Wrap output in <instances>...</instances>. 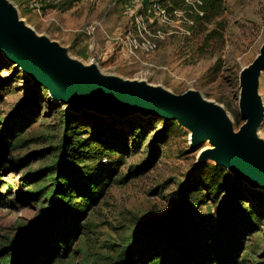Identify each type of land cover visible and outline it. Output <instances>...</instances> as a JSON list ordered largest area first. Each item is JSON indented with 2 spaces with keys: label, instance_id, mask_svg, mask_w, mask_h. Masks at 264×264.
Instances as JSON below:
<instances>
[{
  "label": "rangeland",
  "instance_id": "374dc122",
  "mask_svg": "<svg viewBox=\"0 0 264 264\" xmlns=\"http://www.w3.org/2000/svg\"><path fill=\"white\" fill-rule=\"evenodd\" d=\"M7 1L69 56L174 94L196 90L234 130L243 122L238 74L264 41V0H222L207 24L185 21L180 9L153 16L145 0L136 19L123 13L125 0ZM258 82L264 105V66ZM258 134L264 139V120ZM188 135L176 120L70 108L0 55V256L8 255L0 264L46 235L56 249L14 264H110L122 255L148 264L160 246L169 264L184 242L175 240L195 230L206 245L233 238L232 264H264V193L232 183L223 168L209 180L215 164L197 163L205 144L192 149ZM63 207L72 211L69 235L60 230Z\"/></svg>",
  "mask_w": 264,
  "mask_h": 264
},
{
  "label": "water",
  "instance_id": "95a60500",
  "mask_svg": "<svg viewBox=\"0 0 264 264\" xmlns=\"http://www.w3.org/2000/svg\"><path fill=\"white\" fill-rule=\"evenodd\" d=\"M16 14L10 2L0 0V55L19 67L33 85L46 89L54 101L104 114L140 112L176 120L191 132L192 149L205 139L212 146L197 156V163L212 161L228 168L233 179L264 190V142L253 136L263 118L254 92L264 66V41L239 71L237 108L243 122L233 132L222 107L205 101L198 91L174 94L144 82L101 75L94 62L82 67L66 48L24 27Z\"/></svg>",
  "mask_w": 264,
  "mask_h": 264
},
{
  "label": "trees",
  "instance_id": "16d2710c",
  "mask_svg": "<svg viewBox=\"0 0 264 264\" xmlns=\"http://www.w3.org/2000/svg\"><path fill=\"white\" fill-rule=\"evenodd\" d=\"M158 3L162 5L167 12H171L173 9H180L183 11L184 16H186L192 24L197 22L202 23H212L214 21L213 18L218 16L222 11V0H192L191 3H188L187 0H158ZM209 168L210 175L208 176L209 180H213L214 176L217 175L221 171L222 167L217 165H211ZM224 169V168H223ZM230 174V179L232 183L239 182L240 185H245L244 182L240 180L233 179V176L230 172L225 170ZM215 182V181H214ZM250 188V187H248ZM253 189V188H250ZM256 192H262L260 190L253 189ZM100 190L95 191V196ZM74 211V210H73ZM70 212L72 214L71 209L63 207L60 210L61 218L60 230L64 232L65 235H69V230L71 229L70 225H74L72 221H70ZM76 212L79 213L76 209ZM196 231V230H195ZM195 231H192L189 234L184 233L181 234V237L175 241L184 240L183 246H176L174 250L170 251L172 253L171 260L168 261L169 264H232L234 260V252L236 248V242L233 238L230 237V240H225L224 244L220 246L219 241L213 240L209 245L204 243V237L199 235ZM167 232V231H166ZM69 239L64 240L63 247L66 248ZM34 241V240H33ZM32 241V242H33ZM40 246L35 244L30 245V243L23 244L22 248L14 253L12 258L7 264H14L17 260L22 262H30L38 257L40 252L47 253L49 251H53L59 245L56 242L55 238L51 235H46V238L40 239ZM214 251L216 254V262L209 261V251ZM162 246L158 247L156 251L151 255L148 264H165L167 260H164V254H161ZM8 255L0 256V260L7 258ZM125 255H122L116 261L111 262L110 264H132L127 261ZM139 260V258H137Z\"/></svg>",
  "mask_w": 264,
  "mask_h": 264
},
{
  "label": "bare ground",
  "instance_id": "6f19581e",
  "mask_svg": "<svg viewBox=\"0 0 264 264\" xmlns=\"http://www.w3.org/2000/svg\"><path fill=\"white\" fill-rule=\"evenodd\" d=\"M17 15V14H16ZM17 18H18V20L19 21H21V23L23 24V26L24 27H26V28H28V29H30L36 36H38L39 34L38 33H36L30 26H28L18 15H17ZM77 60V62L82 66V67H88V66H90L91 65V62L89 61V62H81L80 60H78V59H76ZM96 70L99 72V74H101V75H104V76H109V75H112V74H105V73H103V72H101L99 69H98V67H97V65H96ZM113 76H116V75H113ZM116 77H118V78H120L121 80H124V81H138V82H144L145 84H147V85H150V86H154V87H159V88H162V89H164V90H167V89H165V88H163V87H161V86H159V85H153V84H148V83H146L144 80H142V79H138V78H134V79H126V78H122V77H119V76H116ZM258 78H259V73L257 74V77H256V83H255V92H254V94H255V98L257 99V101L259 102V105H260V107L262 108V110H263V118L261 119V121L258 123V125L256 126V128L254 129V131H253V136L256 138V139H260L261 141H263L264 142V139H262V138H260V136H259V134H258V130H259V127H260V125L262 124V122H263V120H264V105L262 104V100H261V95H260V90H259V82H258ZM33 81L31 80V83H32ZM167 91H169V90H167ZM190 92L192 91V90H189ZM170 92V91H169ZM193 92V91H192ZM199 96L202 98V99H204L205 101H207V102H212L210 99H207V98H205L202 94H199ZM84 108V107H83ZM77 109H80V108H77ZM223 109V108H222ZM224 110V109H223ZM137 114H141V115H144V114H142V113H140V112H137ZM224 115H225V117H226V119H227V121L228 122H230V118H229V116H228V114L226 113V111L224 110ZM156 117V116H155ZM163 119V118H162ZM233 132H236V130H233ZM204 144H205V146H203L202 148H200L198 151H197V156L199 157V155L201 154V152L202 151H204V150H206V149H211L212 148V146L211 145H209L208 144V142H207V139H205L204 140V142H203ZM188 145L189 146H191V132H189V135H188ZM227 170H228V172H230L229 171V169L228 168H226ZM225 169V170H226ZM246 184V183H245ZM248 187H250V188H253V189H257V190H260V191H264L262 188H260V187H254V186H251V185H249V184H246Z\"/></svg>",
  "mask_w": 264,
  "mask_h": 264
},
{
  "label": "built area",
  "instance_id": "2783aa9c",
  "mask_svg": "<svg viewBox=\"0 0 264 264\" xmlns=\"http://www.w3.org/2000/svg\"><path fill=\"white\" fill-rule=\"evenodd\" d=\"M125 1H126V3H125L124 8H123V13L128 15V16H134V18H135L136 11L138 9H141V6H142L141 0H125ZM145 2H146L147 11L150 14H152L153 16L155 15L158 17H164L165 15H167L169 17V16L174 14V11H175L174 9L171 12L165 11L164 7L162 5L161 6L159 5L158 0H145ZM187 2L191 3L192 0H187ZM183 17L186 19L185 21H190L186 16H183ZM138 22L139 21H133L134 25H137ZM162 22H164V21H162ZM142 37L145 39L144 36H142ZM142 45H143V48L145 51H149L153 47V44H151L147 39L143 40Z\"/></svg>",
  "mask_w": 264,
  "mask_h": 264
}]
</instances>
